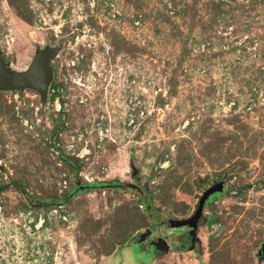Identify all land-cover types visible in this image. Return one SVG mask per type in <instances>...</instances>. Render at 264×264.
<instances>
[{
	"label": "rangeland",
	"instance_id": "rangeland-1",
	"mask_svg": "<svg viewBox=\"0 0 264 264\" xmlns=\"http://www.w3.org/2000/svg\"><path fill=\"white\" fill-rule=\"evenodd\" d=\"M57 43L47 101L0 90V264H264V0H0L14 67ZM220 180L195 251L137 242Z\"/></svg>",
	"mask_w": 264,
	"mask_h": 264
},
{
	"label": "water",
	"instance_id": "water-1",
	"mask_svg": "<svg viewBox=\"0 0 264 264\" xmlns=\"http://www.w3.org/2000/svg\"><path fill=\"white\" fill-rule=\"evenodd\" d=\"M63 50V43H57L53 46L46 45L44 47H37L34 56L31 58L29 64L25 68H16L13 63L7 61L3 57L2 50L0 49V90L2 91H25L33 89L41 96L43 101H47L50 84L54 78V68L52 62L60 56ZM96 185L80 186L94 187ZM131 187L139 188L136 184H130ZM225 191V181L221 180L215 182L212 186L203 191L195 212L182 218L167 219L173 227L189 226L194 231L200 218L204 213V206L211 195L217 192ZM151 234L148 229L138 239V243L145 240L146 236ZM158 247L164 252L170 249L169 243L164 238L159 239ZM260 260H264V242L257 253Z\"/></svg>",
	"mask_w": 264,
	"mask_h": 264
},
{
	"label": "flooded vegetation",
	"instance_id": "flooded-vegetation-1",
	"mask_svg": "<svg viewBox=\"0 0 264 264\" xmlns=\"http://www.w3.org/2000/svg\"><path fill=\"white\" fill-rule=\"evenodd\" d=\"M215 182H218V181H214V182H212L210 184H207V186L202 189V193H203L204 190H206L207 188L212 186ZM106 185H108V184H106ZM106 185L103 184V185H100V186H106ZM109 185H113L112 187H114L115 184H109ZM118 185L122 186L121 184H118ZM137 189H139V188H137ZM139 190H140L141 193L144 192L141 189H139ZM202 193L201 192L199 193L198 202H199V199H200ZM217 193H219V192H217ZM217 193H214L213 195L210 196V198L207 200L204 208L211 201L212 197L216 196ZM220 193H222V192H220ZM198 202L196 204V207L198 205ZM196 207L194 206V210L191 213V215L195 212ZM146 209H148V205H146ZM186 217H188V216H186ZM164 218L167 219L166 217H163L160 220V222H158L159 224H162V225H158L157 227L165 226V225L166 226H168V225L171 226L170 222H168V221L163 222ZM205 220H206V216L203 213L202 217L200 218V220L198 222V226H197V228L194 231H192V228L189 227V226H183V227L176 228V229L180 230V232L177 233V234H175V233L171 234V238L173 237L174 240L172 241V243L169 244L170 247L174 248V247L177 246L179 249H184V248H187L186 244H188L189 245L188 249L192 250V251H195L198 248V245L200 244V238H199V235H198L199 234V227ZM160 238H164L167 241L168 236L167 237L166 236H157V235H156V237L150 236V237H147V239H145L144 241L140 242L139 244L140 245L141 244L142 245H146V248L149 250L150 253H156V252L160 251V249L158 247ZM167 243H169V242L167 241Z\"/></svg>",
	"mask_w": 264,
	"mask_h": 264
},
{
	"label": "trees",
	"instance_id": "trees-1",
	"mask_svg": "<svg viewBox=\"0 0 264 264\" xmlns=\"http://www.w3.org/2000/svg\"><path fill=\"white\" fill-rule=\"evenodd\" d=\"M51 85V84H50ZM66 162L68 163V164H70L71 165V168L75 171V172H77L78 171V166H75V164H73V162H72V160L70 159V158H67V160H66ZM107 182H110V183H112L113 184V182H114V187H120V185H118V184H120V183H116V182H118V181H95V182H93V185L95 184L96 186H94V187H92V188H99L100 187V185H103V184H105V183H107ZM12 184H16L18 187H19V189H20V191L23 193V195H24V197L26 198V200L28 201L27 203H28V205L29 206H32V205H42V206H44V205H50V204H64V203H68L71 199H72V193H74V194H76L77 193V191H76V188H74V189H72V191L67 195V196H65V197H61V198H50V199H47V200H40V199H36V198H34V197H32V196H30L29 194H28V192H27V190H26V187H25V185H24V183L23 182H18L17 180H15V179H11L7 184H5V185H3L1 188H4V189H6V188H8V187H10ZM122 186H123V184H121ZM113 185H106V187H112ZM105 187V186H104ZM80 192V191H79ZM144 197H143V199H142V201H143V204H145V206L146 205H148V199L147 198H145V194L143 195ZM37 200H40L38 203H36L37 202Z\"/></svg>",
	"mask_w": 264,
	"mask_h": 264
},
{
	"label": "built area",
	"instance_id": "built-area-1",
	"mask_svg": "<svg viewBox=\"0 0 264 264\" xmlns=\"http://www.w3.org/2000/svg\"><path fill=\"white\" fill-rule=\"evenodd\" d=\"M50 89V88H49ZM48 94H49V92H48ZM57 102H58V99H57Z\"/></svg>",
	"mask_w": 264,
	"mask_h": 264
}]
</instances>
